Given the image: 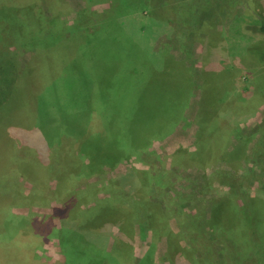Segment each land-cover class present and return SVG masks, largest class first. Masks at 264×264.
Returning a JSON list of instances; mask_svg holds the SVG:
<instances>
[{
    "label": "rangeland",
    "instance_id": "obj_1",
    "mask_svg": "<svg viewBox=\"0 0 264 264\" xmlns=\"http://www.w3.org/2000/svg\"><path fill=\"white\" fill-rule=\"evenodd\" d=\"M10 1L0 0V40L13 41L7 47L18 65L30 66L23 85L42 91L39 118L50 143L73 129L89 136L98 150L125 152L106 164L94 161L90 151L77 152L66 180L76 186V179L89 177L74 189L78 209H94L106 198L130 203L145 196L162 212L155 234L143 229L139 214L130 218V226L129 218L106 222L92 234L83 233L87 224H69L66 232L82 245L81 254L66 259L57 231L39 232L45 237L37 250L40 259L2 256L0 264H123L102 259L120 237L134 256L124 264H264V59L251 48L263 38L240 28L264 17V0H29L23 14ZM106 14L116 23L111 29L100 25ZM125 71H130L127 81ZM219 81L224 94L210 104ZM24 99L8 98L10 112L0 110V176L7 167L4 149L24 130L14 124L29 111ZM200 123L219 132L227 126L231 144L248 140L241 151L231 146L225 158L224 152L205 168L183 170L173 154L195 150ZM44 141L40 147L50 149ZM71 146L72 141L63 150ZM69 161L74 162L72 156ZM78 165L79 177L74 174ZM175 191L188 199L182 209L172 202ZM220 200L223 208L211 217L222 233H214L217 242L211 244L195 237L189 221L193 215L206 221ZM54 206L42 200L35 210L42 215L39 222L46 219V225L61 230ZM12 211L21 215L25 208ZM122 225L128 232L120 231ZM211 228L206 225L205 233ZM21 233H0V242L15 247ZM169 237L175 254H167Z\"/></svg>",
    "mask_w": 264,
    "mask_h": 264
},
{
    "label": "trees",
    "instance_id": "obj_2",
    "mask_svg": "<svg viewBox=\"0 0 264 264\" xmlns=\"http://www.w3.org/2000/svg\"><path fill=\"white\" fill-rule=\"evenodd\" d=\"M10 3L13 6H16L15 9H17L18 13L23 14L25 10L29 11V0H21V2H19V0H12ZM119 3L120 1L117 0V4ZM107 14L105 15L104 24L101 23L100 25L107 26L108 29H111L115 22ZM33 16L38 18L39 14L34 11ZM108 19L111 21L109 22ZM79 23L84 24L85 22H82L79 19ZM210 24L212 25L213 23ZM76 26H78V23L75 25L73 31L76 32L75 36H78L79 29H77L78 27L76 28ZM99 27L100 26L93 28L94 30L90 31L92 35L96 34ZM86 28L88 29V27ZM240 28L245 33L260 36L264 41L263 16L259 19L244 21ZM263 41H260L255 46L251 44V46H253L251 48L257 49L256 51L259 52L261 59H264ZM10 42L12 43L13 41L9 40L8 42L6 39L0 40V110L10 112L6 107L7 103L5 101L8 98L14 99L21 95L26 97L24 100L28 103L30 108H28L29 111L26 112V116L21 114V117L19 116L20 119L14 123L18 127L24 128V130H22L16 138H13L14 140L11 141L12 144H9L7 148L4 149L8 152V155L6 156L7 167L6 169H2L3 174L0 176V213L3 214V216H0V233L11 232L14 230H20L22 233L20 237H17V246L15 245V247L11 248L14 244L13 242L5 244L4 247L2 242H0V247L6 248L3 252L0 250V257L4 256L6 259H40L37 250L45 241V237H40L39 232L46 233L45 236H49L52 232L57 231L61 237L63 255L66 259H72L74 256L81 254L82 245L75 241L70 232H66V228L69 224L80 227L81 225L87 224V229L83 231V233L87 234L91 232L90 234H92V232L101 231L106 222H118L119 220L129 218L126 223L128 222L127 226H130V218L135 214H139L137 217L139 220L138 222H146V226L143 227V229H151L154 234L160 231V228L155 225V223L157 220H160L157 214L162 211L158 206L155 207L153 205L152 207L151 199L145 198V196L132 199L129 201L130 203L122 201L119 203L118 199H116V201L110 199L109 201V199L106 198L97 203L94 209H88L89 207H86L82 211L78 209V203L76 206L77 200L74 189L79 184L82 185L89 177L86 176L87 178L83 177L76 179V186L70 184L66 180V178L70 176L68 170L71 169L69 168L75 164V160L78 157L77 152L83 150L90 151L93 153L92 157L95 159L94 161H97L98 159V161L101 162L102 160L105 164L114 162L117 158L124 155L125 152L119 149V147L110 148V150H105V152L98 150L96 144H93L90 141L89 136L77 133L73 131V129L65 130L58 136L55 141L56 143H50L48 139L52 138L49 135L50 132L47 133L41 127L40 120L42 119V116L39 118V96L42 91L39 92V90H32L28 83L23 85L24 76L26 74L28 77L30 74L27 73V71L30 72L31 69L28 64L26 66L18 65L10 48L7 47ZM86 44H88L87 41ZM144 58V56L137 55V60L139 61L144 60ZM125 73V80L127 81L130 71H125ZM132 83H134L133 80H128V84ZM219 84H222V86ZM219 84L218 91H215L214 93V99L209 100L210 104H212V101L215 102L217 99L221 98L224 94L223 83L219 81ZM23 117L25 120H23ZM200 124L201 128L197 131L199 141L197 142L195 150L188 153L176 152L173 154L174 164L183 170H188L194 167H196V169L205 168L208 164L213 162L214 157H220L222 159L225 152L224 150L231 146L237 148L234 152L241 151L244 143L248 140L246 139L243 144L242 141H239L234 145L233 143H230L231 135L228 129H226L227 126L225 129L221 127L219 132V129L213 130V128H210L206 124ZM43 135L45 137L47 136V144H49V147L51 146L50 149L48 148L47 150H44L43 147H40V140L44 141ZM63 136L69 137L65 138ZM70 141H72V150L68 149L67 151H64L63 149H66L67 144ZM47 144L46 142L44 143L46 147ZM44 145L41 142V146ZM71 156L73 157L74 162L69 161ZM226 156L227 154L225 152L224 158ZM89 166L92 167L94 164L91 163ZM80 169L81 167L78 165L77 169L74 170V174L78 177L80 176ZM129 177L130 176H127L126 179ZM124 179L125 177L122 176V178L118 180L122 181ZM23 185L29 186L28 192L25 191V187L21 192V187ZM174 199L175 200H172V202H174L173 204L175 206L178 202L179 209H182L185 200H188L182 192L177 196L176 191ZM42 200H50L54 202L55 206L53 207V213L57 215L61 221V230L54 227V225H46V219H42L39 222V218H41L42 215L38 216L39 214L35 210V207L36 204L39 205ZM22 207L25 208L23 214L19 215L13 213V209ZM222 208L220 200L212 204L210 215L206 221L204 218H201L200 216L198 217V215H193L192 218H190L189 227L194 230V234L197 232L195 237L202 236L207 239L209 243L216 244L217 238H214V233L217 232L218 237V235L222 233V229H220L215 223V226H213L211 215L220 211ZM71 218L78 221L76 222ZM206 225L210 228L213 227L211 228L213 232L207 231L205 233L204 227ZM119 229L122 232H128L126 225L119 226ZM207 233H210L212 238H210L211 235ZM171 239V237L167 238V254H175L174 246L176 243ZM235 250H238V248H235ZM69 254L70 256H68ZM102 259H121L123 264L126 262L124 259H134L131 244L128 243V240L124 237L117 238L110 249L105 250Z\"/></svg>",
    "mask_w": 264,
    "mask_h": 264
}]
</instances>
